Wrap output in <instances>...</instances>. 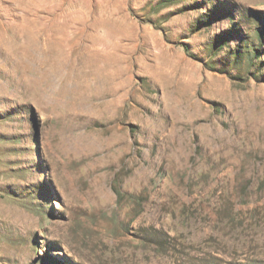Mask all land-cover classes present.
I'll list each match as a JSON object with an SVG mask.
<instances>
[{"label": "rangeland", "instance_id": "rangeland-1", "mask_svg": "<svg viewBox=\"0 0 264 264\" xmlns=\"http://www.w3.org/2000/svg\"><path fill=\"white\" fill-rule=\"evenodd\" d=\"M0 264H264V0H0Z\"/></svg>", "mask_w": 264, "mask_h": 264}, {"label": "bare ground", "instance_id": "bare-ground-1", "mask_svg": "<svg viewBox=\"0 0 264 264\" xmlns=\"http://www.w3.org/2000/svg\"><path fill=\"white\" fill-rule=\"evenodd\" d=\"M35 37V36H34Z\"/></svg>", "mask_w": 264, "mask_h": 264}]
</instances>
